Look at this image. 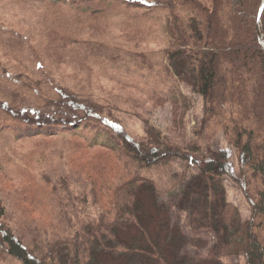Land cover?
<instances>
[{
  "label": "trees",
  "instance_id": "16d2710c",
  "mask_svg": "<svg viewBox=\"0 0 264 264\" xmlns=\"http://www.w3.org/2000/svg\"><path fill=\"white\" fill-rule=\"evenodd\" d=\"M40 3L29 21L23 18L20 31L0 29L5 74L20 87L39 91L42 84L15 68L21 61L9 49L43 37L62 45L66 36L54 39L44 22L63 6L104 3L99 11L158 13L165 46L156 65L163 82L147 99L168 114L170 125L161 131L148 112L139 116L142 137H135L121 125L109 93L100 101L62 86L38 110L0 100V134L13 133L21 143L55 137L66 143L59 152L65 174L56 180L24 166L15 176L0 169V264H226L231 258L264 264L263 0ZM6 56L14 60L8 68L2 63ZM183 88L202 100L191 140L185 120L193 105ZM212 125L233 151L236 170L229 154L203 137ZM21 129L26 136H19ZM0 157L22 162L18 152ZM176 161L180 171L172 169ZM225 178L243 195L248 220L227 200ZM162 195L172 205L161 201ZM179 215L191 232L212 234L208 254L188 252Z\"/></svg>",
  "mask_w": 264,
  "mask_h": 264
},
{
  "label": "rangeland",
  "instance_id": "374dc122",
  "mask_svg": "<svg viewBox=\"0 0 264 264\" xmlns=\"http://www.w3.org/2000/svg\"><path fill=\"white\" fill-rule=\"evenodd\" d=\"M43 1L0 0V29L3 27L9 31L13 29L20 31L23 18L29 21L33 10ZM103 5L104 3L99 4L98 7L90 3L76 7L63 6L62 11H58L55 16L47 15V23L48 20L51 22L44 23L53 31L54 39L61 34L66 36L62 45L52 44L44 37L31 42L33 45L25 42L13 43L9 51L14 52L16 58H20L21 61L20 67L15 66V68L30 75L34 82L42 86L39 91L35 90V87L29 90L20 87L11 76L4 73L1 67L0 100H8L19 106L21 110H38L43 99L54 96L56 89L61 86L82 96H93L100 101L109 93L116 102L114 105L121 112L117 116L126 131L141 138L143 126L139 116L147 117V113L151 111L153 116L150 121L164 131L170 125V117L147 99V93L152 87L155 88L157 85L162 88L163 79L157 77L160 68L156 63L159 62L160 52L165 46L163 21L158 13L150 17H140L134 14L133 16L115 14L116 10L113 7L108 11H99L98 8H102ZM39 28L41 29V26ZM148 28L152 29V35ZM261 45L264 48L263 42ZM6 58L3 57L2 60L6 68L14 65L11 56ZM182 92L193 105L185 120L186 137L187 140H191L194 138L192 132L196 120L202 116V100L187 88H183ZM56 131V129L48 130L49 133ZM19 132H21L19 136H26L24 129ZM32 134L39 132L35 131ZM204 134L205 138L207 135L211 137L209 141L215 150H225L229 154L233 168L236 170L233 151L220 129L212 125ZM56 138H33L30 143H21L16 141L13 133L0 134V156L18 152L22 159L20 165L16 160L6 162L0 159V169L6 174L15 176L23 171L22 166H24L36 176L46 173L56 180L55 178L65 174V169L59 160V152L66 146L64 140L60 137ZM172 169L180 171L182 164L176 161ZM2 174L3 172L0 171V175ZM224 180L227 200L238 208L243 221L248 220L250 208L243 195L229 179ZM160 197L161 201L172 205L171 198L165 195ZM180 221L183 224V232L189 240L188 252L204 256L208 254L213 243L212 234L206 231L193 233L186 227L183 216H180ZM42 224L47 225L45 222ZM225 263L245 264L242 258H231L225 260Z\"/></svg>",
  "mask_w": 264,
  "mask_h": 264
},
{
  "label": "water",
  "instance_id": "95a60500",
  "mask_svg": "<svg viewBox=\"0 0 264 264\" xmlns=\"http://www.w3.org/2000/svg\"><path fill=\"white\" fill-rule=\"evenodd\" d=\"M263 4H264V0H263ZM261 38V37H260Z\"/></svg>",
  "mask_w": 264,
  "mask_h": 264
}]
</instances>
